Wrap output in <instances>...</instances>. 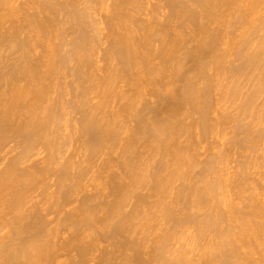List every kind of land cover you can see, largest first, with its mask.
Segmentation results:
<instances>
[{"label":"bare ground","instance_id":"bare-ground-1","mask_svg":"<svg viewBox=\"0 0 264 264\" xmlns=\"http://www.w3.org/2000/svg\"><path fill=\"white\" fill-rule=\"evenodd\" d=\"M261 141L264 0H0V264L263 259Z\"/></svg>","mask_w":264,"mask_h":264},{"label":"rangeland","instance_id":"rangeland-1","mask_svg":"<svg viewBox=\"0 0 264 264\" xmlns=\"http://www.w3.org/2000/svg\"><path fill=\"white\" fill-rule=\"evenodd\" d=\"M237 33V32H236ZM195 44V43H194ZM260 100V102H262L261 101V98L259 99ZM114 109H116L115 107H114ZM190 115V114H189ZM188 115V117H186V115L184 116V118L183 117H181L182 118V122H183V124H185V125H188V124H190L191 123V121L192 120H194V116H195V118H196V115H190L189 116ZM190 117V118H189ZM185 118H186V120H185ZM191 119V120H190ZM185 120V121H184ZM185 122V123H184ZM260 127V126H259ZM224 129L223 128V126L222 127H220L219 128V130L220 131H217L218 132V135H217V132L215 133V134H211L210 135V138L208 137V138H206V139H208L207 141H204V142H200L199 144H200V146H199V144H197V149H198V151L196 150V152H197V154H196V161L198 162V167L200 168V166L202 165L201 163H203L204 161H205V159H207L208 157H210L209 155H212V154H214L215 152H216V149L214 148V150L213 149H211V145H213V146H218L220 143L221 144H223L222 145V147L224 148H229V146H230V141H232V134L230 133V130H228L227 131V129H225V131H223L222 129ZM225 128H226V126H225ZM258 128V127H257ZM229 129V128H228ZM222 130V131H221ZM219 132H220V134H222L221 132H224L225 134H223V135H220L219 134ZM217 136V137H216ZM222 136V137H221ZM223 136H225V137H223ZM125 137V136H124ZM217 138V139H216ZM231 138V139H230ZM215 140V141H214ZM230 140V141H229ZM190 141H191V139H190ZM206 142V143H205ZM211 142H212V144H211ZM224 142V143H223ZM262 142V141H261ZM184 144H186L185 142H184ZM218 144V145H217ZM220 144V145H221ZM261 144H263V142L261 143ZM226 145V146H225ZM264 145V144H263ZM199 146V147H198ZM210 147V148H209ZM262 146L260 145V147H259V149H262L261 148ZM73 149H75V148H73ZM258 149V148H257ZM258 149V150H259ZM238 151L239 152H241L242 150H240V149H238V150H236V154H230L229 155V157L227 158L228 160H226L225 162H224V164H223V167H225V169H227V172L226 173H229L228 174V176L230 175V176H233V175H235V174H237V172L236 171H238V166H237V164H238V162H240V161H245V164H246V162L249 160H247L246 161V158L247 157H245V160H244V158L242 159V158H240V156H242V155H240V153L238 154ZM244 151V150H243ZM260 151V150H259ZM262 152V151H261ZM261 152H258L257 151V153H261ZM263 153V152H262ZM262 153H261V155H262ZM241 154H245V152H241ZM238 155V156H237ZM246 155H247V153H246ZM257 155V158L259 159L258 161L259 162H261L262 161V159H260L259 158V154H256ZM115 156V155H114ZM7 157H10V154L7 156ZM116 157V156H115ZM243 157V156H242ZM36 158H38V157H36ZM36 158H32L33 160H37ZM240 158V159H239ZM249 158V157H248ZM253 158H254V162H255V164H258L256 161V157L255 156H253ZM202 160V161H201ZM251 160V159H250ZM227 162V163H226ZM250 162H252V164L254 163L253 161H248V163H250ZM226 163V164H225ZM247 163V168H248V165H250V164H248ZM251 164V165H252ZM200 165V166H199ZM253 166V165H252ZM257 166H259V167H261L260 169L257 167ZM263 166H264V164H263ZM197 166H196V168H198ZM222 167V166H221ZM194 169V170H196V171H194L193 173H192V175H195L196 173L198 174L199 173V168L198 169ZM246 168V169H247ZM249 168H251V166L249 167ZM259 169V170H254V169ZM115 169L116 168H112V169H110L109 171H108V173L110 174L112 171H115ZM252 170H251V172H250V170L249 169H247L246 170V172L248 171L249 172V174L251 175V176H248V174H247V176L248 177H250L249 179H251L250 180V182L252 181V185H250L251 187L253 186L254 187V190H252V192H254V193H258V192H260V193H258V194H260L261 195V193H264V189H263V186H264V167H263V169H262V163L260 164L259 163V165H256V168L254 167V169L253 168H251ZM236 172V173H235ZM247 172V173H248ZM235 173V174H234ZM254 173V174H253ZM196 174V175H197ZM253 179V180H252ZM248 183H249V181H248ZM246 186H247V184H246ZM90 188H88V190H89ZM247 189H250L249 187L247 188ZM249 191V190H248ZM247 192V191H246ZM250 192H251V190H250ZM143 193H145V191H143L142 192V194ZM245 194V196L248 194H246V193H244ZM237 200V199H236ZM235 200V201H236ZM236 202H238V200L236 201ZM65 237H67V235L66 234H64L63 236H62V238H65ZM183 241V243H185L184 242V239L182 240ZM182 241H181V243H182ZM187 241V240H186ZM109 242V241H108ZM101 243V242H100ZM182 243V244H183ZM188 243V241L186 242V244ZM194 243H196V242H192V246L194 245ZM107 242H106V244L105 243H101V244H99V249H100V247H105V246H107ZM190 244L188 245V246H191ZM176 246H179L178 244H176ZM190 247V250H193V252H195V251H197L198 250V248H196L195 249V247L196 246H198L197 244H196V246L194 245V249H192L193 247ZM184 247L186 248V246H185V244H184ZM106 248V247H105ZM102 249V248H101ZM188 249H189V247H188ZM195 250V251H194ZM257 249H253V252L252 253H254L255 251H256ZM97 252V253H96ZM93 255H95V256H98L100 253L98 252V251H96ZM191 252V254L193 253L192 251H190ZM259 252V251H258ZM196 253V252H195ZM261 254V253H260ZM260 254L258 253L257 254V251L255 252V254L253 255V254H251V256L253 257H251V259L249 258L248 260H251V262L252 263H249L248 261V263L249 264H264V258L262 259V257L260 258ZM145 255H147L146 257H145ZM143 257H145V259H147V257H149V254H145ZM262 255V254H261ZM95 258V257H94ZM96 261V260H95ZM89 264H93V261L91 262L90 261V263ZM247 264V263H246Z\"/></svg>","mask_w":264,"mask_h":264}]
</instances>
